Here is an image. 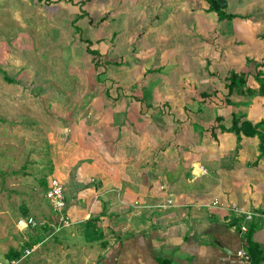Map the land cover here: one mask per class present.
<instances>
[{
  "label": "crops",
  "instance_id": "obj_1",
  "mask_svg": "<svg viewBox=\"0 0 264 264\" xmlns=\"http://www.w3.org/2000/svg\"><path fill=\"white\" fill-rule=\"evenodd\" d=\"M67 1L71 0H0V61H27L24 49L41 48L42 43L46 50L47 8ZM205 8L209 13V7ZM231 14H249L248 19L260 24L252 13L238 10ZM75 16H81L80 9ZM245 20L233 23L234 29L240 32V24L249 27L251 21ZM259 31L238 35L239 44L263 49L264 40L260 47L256 41ZM257 70L264 78V70ZM157 81L152 80L153 86ZM259 87L252 88L258 91ZM24 90L0 77V113L10 114L21 102L16 99H24ZM144 90L140 95H125L129 100H121L117 107L106 106L85 131L70 125L55 127L53 143L52 135L42 127L47 134L43 145L41 138L20 137L19 132L31 133V121L4 116V123L5 118L0 117V175L6 171L13 192L24 187L29 193V184L50 166L64 184L70 220L56 230L47 201L50 217L35 218L42 223L38 227L15 230V217L1 209L9 208L10 203L6 206L0 201V264H253V249L257 250L256 264H264V154L260 136L241 134L239 143L235 132L219 126L230 127L236 111L241 120L257 125L264 135V94L249 96L250 100L241 101L247 104L243 106L233 99L234 94L242 93H232L228 114L217 115L221 121L214 123V112V120L204 127L210 126L208 131L203 128L194 137L195 128L185 121L186 101L178 102L182 95L177 99L175 93L164 95L154 105ZM171 103H181V109L170 108ZM235 104L240 106H232ZM167 114L171 116L165 117ZM13 120L19 127L11 125ZM64 132H71L69 141L63 140ZM50 177L46 176L47 183ZM168 200L172 204L160 206ZM215 200L224 206H213ZM239 209L254 212L247 231L241 230L244 214ZM4 226L10 228L5 230ZM241 249L249 254V263L238 254ZM26 250L31 252L25 255Z\"/></svg>",
  "mask_w": 264,
  "mask_h": 264
},
{
  "label": "rangeland",
  "instance_id": "obj_2",
  "mask_svg": "<svg viewBox=\"0 0 264 264\" xmlns=\"http://www.w3.org/2000/svg\"><path fill=\"white\" fill-rule=\"evenodd\" d=\"M61 2L57 4L61 5ZM244 5L248 7L239 8ZM205 6L209 7L205 0H71L62 6H49L46 50L42 43L41 48L24 49L23 53L29 55L27 61H0V77L10 80L16 88L25 89L24 99H16L21 101L20 104L10 114L0 113V117H24L26 122L31 121V133L19 132V135L33 140L41 138L43 145V138L47 135L44 128L52 135V143L57 138L55 127L62 129L70 125L85 131L106 106L117 107L121 100H129L125 95H140L145 89L143 95L153 100L154 105L159 104L158 98L164 95L175 93L176 99L182 95L178 102L186 101H183L186 104L185 121L192 123L191 127L195 128L193 136L198 137V132L214 120V112L215 116H226L230 110L227 105L231 103L226 102L227 97L232 99L227 88L229 72L245 71L247 86L257 88L259 84L253 76L258 67L264 70V47L261 50L245 48L238 40L240 34L247 31L252 34L253 29L259 31L261 24L256 35L261 46L264 40V0H229L227 7L223 8L225 14L238 13V10L252 13L260 21L258 25L254 24L255 19H248L249 14H238L236 22L233 18L222 20L216 10L204 12ZM79 9L81 16L76 17ZM245 19L251 21L247 24L249 27L240 24V32L234 29L233 23ZM32 24H36L35 20ZM42 26L45 33L44 20ZM41 36L44 38V34ZM87 39L92 42L90 47ZM89 48L99 50L97 59L101 64H95ZM153 79H159L155 86ZM153 90L158 91L155 98ZM249 96L254 95L244 92L238 96L234 94L233 99L241 102L251 98ZM28 99H31L30 105ZM25 104L28 105L26 108ZM240 104L247 106L245 101ZM170 105L177 109L182 106L181 103H171L170 108ZM237 105L240 106H232ZM235 114L240 117L236 111ZM174 116L178 121L179 114L175 112ZM4 123H7L6 118ZM10 123L14 127L20 124L14 120ZM209 127L204 130L208 131ZM70 136L71 132L70 135L64 132L63 140L69 141ZM237 139L240 143L241 138ZM53 173L48 166L46 172L29 184L32 191L27 193L24 187L13 192L6 171L1 172L0 201L5 205L10 203L9 208L1 209L15 217V230H19L22 227L20 221L29 216L36 219L50 217L44 193L48 184L46 176H55Z\"/></svg>",
  "mask_w": 264,
  "mask_h": 264
},
{
  "label": "trees",
  "instance_id": "obj_3",
  "mask_svg": "<svg viewBox=\"0 0 264 264\" xmlns=\"http://www.w3.org/2000/svg\"><path fill=\"white\" fill-rule=\"evenodd\" d=\"M212 0H209V10L212 11L214 10L212 4H211ZM227 7V6H226ZM219 13V18H233L237 15L235 14H225L223 12V9H220L218 11ZM89 47L92 44V42L90 40H85ZM89 51L93 54V57L95 58V64L99 65L101 64V61H98V57L100 56V52L98 49H90ZM247 73L245 71H236V70H231L229 72V74L227 75V88H228V94L231 95L232 93H244L246 92L247 94L250 95H254V94H264V78L260 76V71H258L255 75L257 81L260 84V87L258 89V91H256L255 89L247 86ZM202 95H206V93H202ZM226 102L227 103H233L232 100H230L228 97L226 98ZM215 120L217 122L221 121V117L217 116L215 118ZM262 123H264V121H262ZM220 128L222 130H226V131H231V132H235L238 137L240 138L241 134L244 135H255V134H259L260 136V150L261 153L264 154V135L261 134L259 128L257 127V125L253 124L252 122L248 121V120H241L240 117H238L236 114H233V118H232V125L230 127H224L223 125H219ZM251 255H252V263L256 264L258 259H256V254H257V250H250ZM168 262L165 261L164 264H167Z\"/></svg>",
  "mask_w": 264,
  "mask_h": 264
},
{
  "label": "built area",
  "instance_id": "obj_4",
  "mask_svg": "<svg viewBox=\"0 0 264 264\" xmlns=\"http://www.w3.org/2000/svg\"><path fill=\"white\" fill-rule=\"evenodd\" d=\"M203 173L206 172L204 168H202ZM45 197L48 199L49 204L52 207V211L54 213L55 221L57 226L55 227L56 230H59L61 227L66 226L69 224V215L67 213L66 207V197H65V187L61 179H59L56 176L50 177L48 181V186L45 191ZM168 204H172V200H168L166 204H162L160 206L164 207ZM213 206H224L223 203H221L218 200H215L211 203ZM238 210V209H236ZM240 212L244 214V222L241 225L242 231L248 230V222L252 220L254 212L252 211H244L239 209ZM42 223L37 221L34 217L30 216L29 218H25L20 221V225H22L23 228L31 226V227H38ZM31 250H26L25 255L29 254ZM238 254L242 256L248 263H249V254L241 249L238 251Z\"/></svg>",
  "mask_w": 264,
  "mask_h": 264
},
{
  "label": "water",
  "instance_id": "obj_5",
  "mask_svg": "<svg viewBox=\"0 0 264 264\" xmlns=\"http://www.w3.org/2000/svg\"><path fill=\"white\" fill-rule=\"evenodd\" d=\"M214 10L219 11L220 9H223L227 6L226 0H212L211 2Z\"/></svg>",
  "mask_w": 264,
  "mask_h": 264
}]
</instances>
